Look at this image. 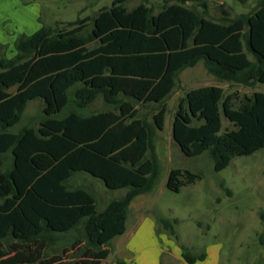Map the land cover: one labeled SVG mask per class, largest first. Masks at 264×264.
Listing matches in <instances>:
<instances>
[{
    "label": "trees",
    "instance_id": "1",
    "mask_svg": "<svg viewBox=\"0 0 264 264\" xmlns=\"http://www.w3.org/2000/svg\"><path fill=\"white\" fill-rule=\"evenodd\" d=\"M127 1L18 35L11 56L0 44V264H102L131 202L157 184L155 139L179 74L201 62L218 81L264 84V0L235 16L210 0L130 9ZM98 98L107 109L85 114ZM32 101L42 104L37 127L13 132ZM221 116L232 130L221 131ZM172 138L185 156L206 153L214 172L222 171L264 146V94L235 108L218 87L190 90L178 103ZM78 174L125 193L99 210L89 191L69 186ZM200 179L172 169L165 186L178 193ZM157 222L175 235L169 220ZM69 234V249L48 255ZM181 257L195 264L206 254L181 246Z\"/></svg>",
    "mask_w": 264,
    "mask_h": 264
},
{
    "label": "rangeland",
    "instance_id": "2",
    "mask_svg": "<svg viewBox=\"0 0 264 264\" xmlns=\"http://www.w3.org/2000/svg\"><path fill=\"white\" fill-rule=\"evenodd\" d=\"M18 1L22 6L36 7V23L40 26L51 25L54 21L72 22L77 18L93 16L102 7H109L114 0ZM210 1L211 6L225 4L230 9L231 15L235 16L248 13L258 0H248L246 5L236 0ZM161 2L162 0H128L126 7L130 9L140 3L159 7ZM8 14H10V0H0V21ZM26 32V30L12 32L9 33V37L12 35L14 43L18 35H29ZM0 44L5 46L6 56H11L13 44L10 42ZM210 86L220 88L223 98L231 96L235 108L245 98L256 93L264 94V84L244 87L216 80L207 74L201 62L179 74L176 87L166 100L167 114L163 129L157 131L155 139L160 163L157 184L152 192L136 197L129 207L126 223L128 230L131 221L136 219L141 225L139 234L143 241L141 244L132 245L134 247L124 244L120 250L117 249L109 256L106 255L105 260L109 261V264H117V259L129 260L132 257H134L133 264H144L145 254L154 252L163 253L164 257L170 258L169 252L172 254L171 260L174 261L176 257L181 259V246L190 249L194 255L206 254V259L196 264H264V224L261 220V215H264V146L249 155L234 158L224 170L214 172L212 160L206 153L187 157L172 138L173 117L180 99L190 90ZM150 107L143 109L140 115L148 112ZM106 109L101 98H98L84 113ZM41 117V102L28 103L21 121L13 128V132L25 126L36 128ZM221 125V131L233 129L223 116H221ZM172 169L189 170L200 174L201 179L182 187L178 193L171 192L166 189L165 184ZM69 186L89 191L95 197L99 210L108 201L118 199L125 193V190H107L100 181L85 174L74 176L69 181ZM141 215L145 216L140 218ZM156 216L169 220L175 235L164 229L160 222L154 223L153 246L146 238V231L147 225H150L149 221L153 223ZM69 237L70 234L65 237L66 239L56 243L53 251H48V255H62L63 249H69ZM120 239L109 242L106 248L107 254L108 248L114 249ZM125 239L124 237L123 240ZM71 255L70 251L65 256L68 258ZM159 264L164 263L160 261Z\"/></svg>",
    "mask_w": 264,
    "mask_h": 264
},
{
    "label": "crops",
    "instance_id": "3",
    "mask_svg": "<svg viewBox=\"0 0 264 264\" xmlns=\"http://www.w3.org/2000/svg\"><path fill=\"white\" fill-rule=\"evenodd\" d=\"M30 14H31V16H30ZM36 17H37V9L35 6H33V5L22 6L18 0H10V14H8L6 18H3V20L0 21V43L5 44V43L10 42L11 44H13L12 35H11V37H9V33H12V32H21L22 30L23 31L26 30L27 31L26 33L29 35L34 33L36 30H38L41 27V25L39 26V24L36 23ZM29 18H30V20H29ZM11 50H12V47H11ZM10 54L11 55L13 54V50L10 51ZM75 176H77V175H75ZM142 216H145V215H141L140 218ZM127 219H128V216H127ZM127 219H126L124 231L122 232V234L114 237L112 240H114V242H115L116 239H120V238L124 239V237L126 239L125 240L120 239L115 244L114 249L108 248L107 256H109V254H111L112 251L115 252V251H117V249L120 250L122 248V245L124 246V244L132 246V245H135L137 243H140V244L142 243L143 239L141 238V235L139 234V229H140L141 225L138 222H136V219H133L132 220L133 222L131 221L130 230H128V227L126 224ZM151 222L152 221H149L150 225L149 224L147 225L146 238L154 246L155 242L153 239H154V233H155V224H154L155 221L153 223H151ZM132 247H134V246H132ZM114 252L112 254H114ZM154 253L153 254H148V253L145 254V263L144 264H159L160 261H161V263H164V264H175L174 262H176L177 264H184L185 263L184 260L182 259V257H181V259L183 261L181 259H178L177 257L174 259V261L171 260L172 254H170L169 252H168V254H169L168 256L170 258L164 257L163 253H158V254L157 253L154 254ZM133 258L134 257H132V259H129V260L117 259L116 261L120 260V261L124 262L125 264H133ZM103 264H109V261L104 260Z\"/></svg>",
    "mask_w": 264,
    "mask_h": 264
}]
</instances>
